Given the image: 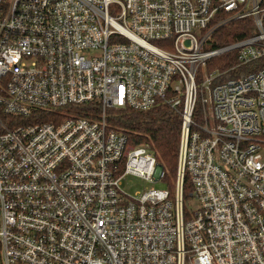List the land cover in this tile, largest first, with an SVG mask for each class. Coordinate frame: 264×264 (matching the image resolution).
<instances>
[{"label": "built area", "instance_id": "1", "mask_svg": "<svg viewBox=\"0 0 264 264\" xmlns=\"http://www.w3.org/2000/svg\"><path fill=\"white\" fill-rule=\"evenodd\" d=\"M244 19L255 35L210 47ZM231 51L260 68L207 71ZM159 105L169 181L106 114ZM0 264H264V0H0Z\"/></svg>", "mask_w": 264, "mask_h": 264}, {"label": "trees", "instance_id": "2", "mask_svg": "<svg viewBox=\"0 0 264 264\" xmlns=\"http://www.w3.org/2000/svg\"><path fill=\"white\" fill-rule=\"evenodd\" d=\"M255 35L251 19L228 22L213 34L212 49L225 47ZM235 64L234 52H227L207 63V71L226 72L223 80L237 77L241 72L248 74L260 68V61L249 66L232 68ZM97 113V111H95ZM112 127L137 136L135 144L145 142L156 156L158 165L164 170L166 180L174 176L180 134V118L167 106L159 105L145 112L128 109H110L106 112ZM187 195V190H185Z\"/></svg>", "mask_w": 264, "mask_h": 264}, {"label": "rangeland", "instance_id": "3", "mask_svg": "<svg viewBox=\"0 0 264 264\" xmlns=\"http://www.w3.org/2000/svg\"><path fill=\"white\" fill-rule=\"evenodd\" d=\"M195 36L199 39V32L195 31ZM121 189L123 192L130 196H134L136 193H143L150 190H163L166 189V185L160 182L156 183H148L139 178L135 177H127L121 185ZM185 206L191 210L197 208V203L195 200H189L185 202Z\"/></svg>", "mask_w": 264, "mask_h": 264}]
</instances>
